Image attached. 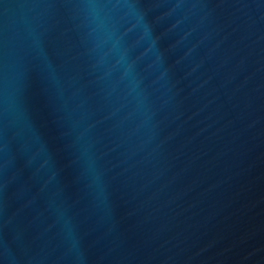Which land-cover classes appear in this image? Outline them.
Instances as JSON below:
<instances>
[{
    "label": "water",
    "instance_id": "95a60500",
    "mask_svg": "<svg viewBox=\"0 0 264 264\" xmlns=\"http://www.w3.org/2000/svg\"><path fill=\"white\" fill-rule=\"evenodd\" d=\"M0 264H264V0H0Z\"/></svg>",
    "mask_w": 264,
    "mask_h": 264
}]
</instances>
